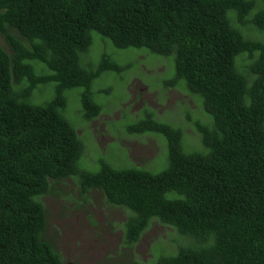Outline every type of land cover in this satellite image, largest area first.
Listing matches in <instances>:
<instances>
[{
	"label": "trees",
	"instance_id": "obj_1",
	"mask_svg": "<svg viewBox=\"0 0 264 264\" xmlns=\"http://www.w3.org/2000/svg\"><path fill=\"white\" fill-rule=\"evenodd\" d=\"M249 27L264 31V0H0L9 49L0 47V264H63L44 236L42 197L69 177L130 210L128 244L154 218L194 240L133 264H264V41L247 37ZM93 32L118 49L173 55L169 82L182 81L211 121L194 120L203 150L186 152L195 149L183 130L146 110L126 128L164 138L163 170L103 159L97 171L79 165L85 144L64 115L65 92L82 88V111L92 119L102 111L94 81L127 70L108 52L92 65ZM243 55L247 73L238 66ZM49 82L53 98L31 102Z\"/></svg>",
	"mask_w": 264,
	"mask_h": 264
},
{
	"label": "rangeland",
	"instance_id": "obj_2",
	"mask_svg": "<svg viewBox=\"0 0 264 264\" xmlns=\"http://www.w3.org/2000/svg\"><path fill=\"white\" fill-rule=\"evenodd\" d=\"M244 33L264 41V31L249 27ZM93 38L96 39L90 50L91 57H95L93 66H97L101 55L108 52L120 64H127V70L121 75L109 72L94 81L93 96L101 104L102 111L92 119H86L82 111V88L65 92L68 102L64 115L85 144L79 165L97 171L103 159L116 167L163 170L168 164V146L164 138L157 134L129 133L126 128V123L139 119L146 110L183 130L185 146L195 149L187 150L182 141L186 152L203 150L194 120L211 121L203 111L201 99L182 81L175 85L169 82L175 74L173 55L152 54L146 48L118 49L98 32H93ZM0 47L9 50L2 35ZM249 62L244 55L238 59V66L244 73L248 72ZM54 93V82L40 84L30 101L43 104L51 100ZM54 185L55 188L42 197L48 215L44 236L53 240L63 264L154 263L161 254L174 255L181 245L194 242L193 238L181 235L174 227L154 218L140 238L128 244L124 223L130 210L108 203L98 189L83 192L75 177Z\"/></svg>",
	"mask_w": 264,
	"mask_h": 264
}]
</instances>
